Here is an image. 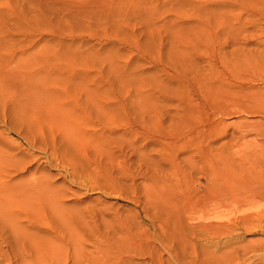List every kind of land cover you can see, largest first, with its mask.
I'll return each instance as SVG.
<instances>
[{"label": "rangeland", "instance_id": "rangeland-1", "mask_svg": "<svg viewBox=\"0 0 264 264\" xmlns=\"http://www.w3.org/2000/svg\"><path fill=\"white\" fill-rule=\"evenodd\" d=\"M187 1L0 0V112H17L12 126L0 119V182H37L47 190L44 207L54 202L35 216L20 213L21 236L7 235L14 248H45L60 264H264V198L215 205L189 198L183 182L152 181L171 171L162 154L187 169L210 144L229 174H246L227 181L238 198L264 183V0ZM195 91L206 108L191 107ZM129 113L152 131L128 125ZM205 114L219 134L190 142ZM159 128L184 135L162 137ZM121 135L137 139V155L120 151ZM157 215L174 230L162 234ZM209 223L227 227L203 230ZM111 239L136 252L105 259ZM0 242V264H16Z\"/></svg>", "mask_w": 264, "mask_h": 264}, {"label": "bare ground", "instance_id": "bare-ground-1", "mask_svg": "<svg viewBox=\"0 0 264 264\" xmlns=\"http://www.w3.org/2000/svg\"><path fill=\"white\" fill-rule=\"evenodd\" d=\"M187 1V0H186ZM206 1V0H205ZM100 2V1H99ZM188 2V1H187ZM116 3V2H115ZM175 4V2H173ZM192 4L194 5L195 2ZM202 4V3H200ZM212 4V3H211ZM190 5V3H189ZM197 5V4H195ZM207 5V4H206ZM215 6V5H214ZM219 6V5H218ZM243 6V5H242ZM245 6V5H244ZM178 7V6H177ZM204 7V6H203ZM211 7V6H210ZM197 8V6H196ZM216 8V7H215ZM220 8V7H217V9ZM221 8H222V5H221ZM205 9V8H204ZM264 9V8H262ZM202 10V9H201ZM206 10V9H205ZM211 10V8H210ZM210 10L208 11L210 13ZM214 10V9H212ZM211 10V11H212ZM219 11V9H218ZM216 12V11H215ZM205 13V11H204ZM214 13V12H212ZM211 13V14H212ZM210 14V15H211ZM264 14V12H263ZM262 14V15H263ZM208 15V14H206ZM248 15V14H247ZM204 18V17H203ZM208 22V21H207ZM218 22V21H217ZM199 24V23H198ZM203 24V23H202ZM201 24V25H202ZM207 25V24H206ZM209 25V24H208ZM210 29V28H208ZM254 38V37H253ZM263 40H261L260 42H262ZM264 44V43H263ZM241 52V51H240ZM259 54V53H258ZM219 57V56H218ZM261 58V57H260ZM259 58V59H260ZM263 61V60H262ZM218 62V61H217ZM216 62V63H217ZM220 62H224V61H220ZM219 62V63H220ZM261 62V61H260ZM215 64V63H214ZM264 64V63H262ZM261 64V65H262ZM212 64L210 63L209 66H211ZM264 66V65H263ZM213 68H214V65H213ZM212 69V67H211ZM205 76V75H204ZM203 76V77H204ZM206 77V76H205ZM204 77V79H205ZM203 80V79H202ZM206 80V79H205ZM209 83V82H208ZM64 84V83H63ZM207 85V84H206ZM75 86V85H74ZM209 87H212L211 85ZM77 88V87H76ZM206 88V87H204ZM203 89V87H202ZM215 89V88H214ZM217 89V88H216ZM205 90V89H203ZM207 90V89H206ZM209 90L211 91V89L209 88ZM78 92V91H77ZM76 92V93H77ZM187 92V91H186ZM195 95H191V91H190V95L192 96L190 98V105L191 107L192 106H204L206 108V104H204L202 101H203V98H204V95L203 93H201L200 91L197 92L195 91ZM215 92V91H214ZM212 91L211 94L214 93ZM75 93V94H76ZM1 94V93H0ZM188 94V96H189ZM219 95V94H218ZM263 95V94H262ZM261 95V96H262ZM187 96V95H186ZM215 96V94H214ZM260 96V97H261ZM99 97V96H98ZM197 97V99L201 98L202 101H197V102H194L196 101L195 98ZM212 97V96H211ZM216 97V96H215ZM220 97V95H219ZM259 97L256 96V98ZM264 97V96H263ZM210 98V96H209ZM188 99L185 98V100ZM220 100H222L220 98ZM260 100V99H259ZM218 101V100H217ZM255 101V100H254ZM216 103H214L215 105ZM224 104V103H223ZM230 104V103H229ZM241 104V103H240ZM211 105V104H209ZM222 105V104H221ZM232 105V103L230 104ZM229 105V106H230ZM215 106H218L217 104ZM223 107V105H222ZM245 106H243L244 108ZM247 107V106H246ZM116 108V107H115ZM114 108V109H115ZM227 108V107H226ZM242 108V106H241ZM254 108V107H252ZM117 109V108H116ZM229 109V108H227ZM212 110V109H211ZM216 110V109H215ZM246 111L249 112V110H247V108L245 109ZM114 111V110H113ZM210 111V110H209ZM218 111V109H217ZM222 111V110H221ZM224 111V110H223ZM255 112V111H253ZM15 113L16 112V109L13 108V107H3L2 109V112H0V119L3 121V122H9V124L11 125L12 123V120H13V117L15 116ZM206 113V112H205ZM209 113V112H208ZM213 113H216L217 112H213ZM225 113V112H224ZM256 113V112H255ZM262 113V112H261ZM118 114V113H117ZM132 117H133V121L132 122H127L128 125L130 126H141L143 129H149V126H148V123H149V120L148 119H145V118H142L140 120H136L135 117L136 115L133 114V113H129ZM207 114V113H206ZM205 114V115H206ZM119 115V114H118ZM127 116V113L125 114ZM215 115V114H214ZM213 114H211V116H214ZM180 116V115H179ZM179 116L177 115V117L179 118ZM183 117V115H181ZM118 117V116H117ZM181 117V118H182ZM206 119L204 120L203 119V122L201 123V125L203 126L202 128L198 129L195 131L194 135L191 136V138L189 139V141H193L195 142V140L197 141H201L203 143V141H205V138H207L208 134L211 135V132L213 130L216 129V127L218 126L219 122H216V124H209V121L212 122L210 120V117L209 115H206L205 116ZM204 117V118H205ZM129 118V116H128ZM213 118H217L216 116L213 117ZM127 119V117H126ZM202 119V118H201ZM114 120V119H113ZM113 120L109 119V118H106L104 119L102 117L101 121H102V124H110V123H113ZM121 120V119H120ZM129 120V119H127ZM216 120V119H215ZM100 121V120H99ZM100 121V122H101ZM172 121V120H171ZM218 121H221V120H218ZM140 122V124H139ZM173 122V121H172ZM199 122V121H198ZM223 122V121H221ZM118 124V123H117ZM139 124V125H138ZM194 124V123H193ZM223 124V123H222ZM221 125V124H220ZM219 125V126H220ZM12 126V125H11ZM223 126V125H222ZM200 127V125H199ZM198 127V128H199ZM224 127V126H223ZM133 128V127H132ZM197 127L195 125H191L189 128H188V131H194ZM222 128V127H220ZM159 128V130H157L156 132L158 134H160L159 136H162V137H168L172 134H177L178 135V138L180 139L183 135V134H179V133H172V132H164V128ZM219 128H217L215 131H217ZM225 129H226V126H225ZM150 131H152L151 129H149ZM132 131V130H131ZM129 131V132H131ZM136 131V129H135ZM214 131V132H215ZM221 132V130H219ZM135 133V132H133ZM137 133V132H136ZM142 132H139V134H141ZM213 133V132H212ZM139 134H137L139 136ZM143 134V133H142ZM214 134V133H213ZM216 134V133H215ZM214 134V135H215ZM219 134V133H218ZM217 134V135H218ZM221 134V133H220ZM126 135V134H125ZM125 135H121L123 136L122 138L125 137ZM128 135V134H127ZM135 135V134H134ZM186 135V134H185ZM189 135V134H187ZM215 135V136H217ZM128 137V136H127ZM133 137V136H132ZM110 139H112L111 137H109ZM108 138V139H109ZM121 138V137H120ZM126 138V137H125ZM211 138V137H210ZM208 137V140L210 139ZM127 139V138H126ZM215 139V138H213ZM213 139H210V140H213ZM188 140V139H187ZM123 141V140H122ZM190 141V142H191ZM214 141V140H213ZM118 141L114 142L113 140L111 141L112 144H115L117 143ZM184 142V141H183ZM182 142V143H183ZM206 142V141H205ZM204 142V143H205ZM111 143L107 144V142L105 141V144H106V148H108ZM187 143V142H186ZM189 143V142H188ZM196 143V142H195ZM105 144H101L102 147L103 145ZM163 144V143H162ZM189 145V144H188ZM210 145V144H209ZM209 145H203L201 146V148H198V152H196V155L199 159L198 162H191L190 161V166L185 169V168H182L180 166V163L178 161H176L174 158V160H170L171 157H168L166 154H162L161 157L162 159L166 160L168 162V165H169V171L168 173H163V172H159V173H155V174H151L152 176V181L154 182V186L155 187H161V183H166V182H169V183H172L174 182L175 186L178 184L180 185L181 182L185 183V190H184V194L187 195L189 198V193L193 192L195 193L196 195H204V196H207L208 200L213 203L215 205L219 204L222 200H225V199H234L235 201H238L237 199H240V200H247L248 199H255L257 197L260 198H264V183H261V184H256L253 186V189H250V190H245L246 192L242 195H238L239 198L236 196V194L230 189V187H228V184H227V181H232V179H236L237 176H240L242 178H244L246 176V174H240V175H237L235 176V172H234V176H232V173H228V172H232L230 171V169L225 165V163L222 161V159L219 160V154L216 153V152H213L212 149L209 147ZM108 146V147H107ZM117 146L120 148V151H125L126 152L128 151L130 156H134V155H137V152L138 150L141 148V145L138 146L137 144V139L136 138H132L131 140L130 139H127V140H124L123 142H118L117 143ZM190 146V145H189ZM197 146V145H196ZM101 147V148H102ZM187 147V144L186 146ZM212 147V146H211ZM225 147V146H224ZM99 148V147H98ZM106 148L103 147V149L106 150ZM214 148V147H213ZM117 149V148H116ZM195 149V148H194ZM197 149V147H196ZM110 150V149H108ZM113 151V150H112ZM121 151V152H122ZM195 151V150H194ZM127 152V154H128ZM108 153V151H107ZM110 153V152H109ZM111 155V154H110ZM125 155V154H124ZM127 156V155H126ZM194 156V155H193ZM111 157V156H110ZM125 159V157H124ZM197 159V160H198ZM127 160V159H126ZM130 160V159H129ZM170 160V161H169ZM122 161V160H121ZM125 162V160H123ZM136 161L137 163L141 162V159L140 158H136ZM127 162V161H126ZM125 162V163H126ZM200 162V163H199ZM123 165V164H122ZM121 165V166H122ZM131 165V164H130ZM128 166V164H127ZM239 169H243L241 166H239ZM124 170V169H122ZM245 172V170H244ZM196 175L201 177L204 182L201 183L200 181H198V177L196 178ZM245 179V178H244ZM223 183V196L220 197L221 199H218L216 196L218 195V193L220 194L219 192V187L218 185L220 183ZM258 183V182H257ZM177 185L178 188H181ZM221 185V184H220ZM44 186V185H43ZM111 187V185L109 186V188ZM106 188V186H105ZM107 189V188H106ZM112 189V188H110ZM109 190V189H108ZM180 191V190H179ZM178 192V190H177ZM154 193L156 194V192L154 191ZM47 190L45 187H40L39 184L37 182H33L31 184H28L27 186L25 187H9V185L7 184H4V183H1L0 182V239L10 247V251H11V254L13 253L12 256L15 257L16 259V264H60V261H62L61 259L59 260V257L56 256V255H53L51 253H49L48 251L45 250V248H38L36 247L37 249H35V247H33L32 245V248H20V250H18L16 247L14 248L11 243H10V240L12 242V235L10 236L11 239L8 240V233H11L13 235H15V237H19L21 236V229L20 227L18 228L15 224V221L20 217V213H23L26 215V217L28 216V214L26 213H29V212H32L35 215H37L39 212L41 211H45L47 208L49 209H53V203L54 202H51L50 199L48 200V203L50 204V207L49 206H46L44 207V205H46L43 200H46L48 199L47 197ZM154 197H157L154 196ZM219 197V195H218ZM252 201V200H251ZM164 206L166 207V211H169V207L170 205L167 204V202L165 201L164 202ZM16 213H19V214H16ZM29 217V216H28ZM179 217V215H178ZM251 216L250 215H243L241 218H239L238 220L242 223V225H246L247 221L249 220ZM30 218H33L32 216H30ZM156 219V221L158 222V226H159V229L162 231V234L166 235L168 230H174V228H172L171 226V223L168 221L167 217H162L160 215H157L154 217ZM32 219H30L31 221ZM237 220V222H239ZM33 222H35L36 224V220H32ZM31 223V222H29ZM33 224V223H32ZM237 224V223H236ZM34 225V224H33ZM201 227L203 228V230H220V229H226L227 225L225 224H219V223H209L207 225L205 224H202ZM10 228V230H8ZM20 229V230H19ZM162 236V235H161ZM21 238V237H20ZM132 238V237H131ZM113 240V239H111ZM23 241V240H21ZM20 241V243H21ZM25 242V241H24ZM24 242H22L21 244H23ZM109 242V241H108ZM112 242V241H111ZM2 242H0L1 244ZM3 243V244H4ZM110 243V242H109ZM13 244H14V241H13ZM108 244V243H107ZM16 245V244H15ZM24 245H26L24 243ZM17 246V245H16ZM29 247V246H28ZM31 249V250H30ZM1 251V250H0ZM101 251V250H100ZM6 252V251H5ZM4 251H2L0 253V256L3 257L4 259L7 258V255H4L3 254H6ZM106 255L105 256V259H111L113 262L117 263L118 262H122V256L126 253V254H132V253H135L136 251L135 250H132V248H124L123 246L119 245V240H113L112 243L109 244V246H107V249H106ZM137 254V253H136ZM150 255V254H149ZM101 257V256H100ZM124 257V256H123ZM81 258V257H80ZM92 258V257H91ZM93 260V259H92ZM79 261V260H78ZM97 262L98 260H93V262ZM80 262V261H79ZM79 262H75V264H79ZM95 262V264H96ZM100 262V260H99ZM99 262L97 264H99ZM74 263V262H73ZM81 263L84 264V262L82 261ZM86 263L87 260H86ZM64 264V263H63ZM119 264V263H118Z\"/></svg>", "mask_w": 264, "mask_h": 264}]
</instances>
